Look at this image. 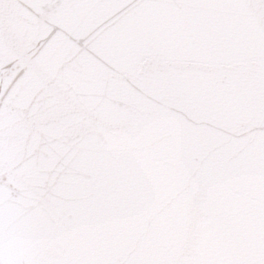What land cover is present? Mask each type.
<instances>
[{"label": "snow or ice", "instance_id": "obj_1", "mask_svg": "<svg viewBox=\"0 0 264 264\" xmlns=\"http://www.w3.org/2000/svg\"><path fill=\"white\" fill-rule=\"evenodd\" d=\"M0 264H264V0H0Z\"/></svg>", "mask_w": 264, "mask_h": 264}]
</instances>
